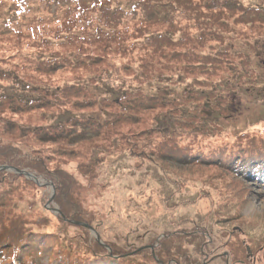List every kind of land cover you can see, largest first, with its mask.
<instances>
[{
    "label": "rangeland",
    "instance_id": "374dc122",
    "mask_svg": "<svg viewBox=\"0 0 264 264\" xmlns=\"http://www.w3.org/2000/svg\"><path fill=\"white\" fill-rule=\"evenodd\" d=\"M15 2L22 4L0 0V17L18 23L0 32V44L15 52L0 60V143L17 149L13 156L22 154L19 149H43L52 156L42 173L39 167L24 169L46 185L16 176L22 173H11L13 168L0 173V199L8 204L2 210L22 217L27 232L21 236L32 239L24 256L36 257L28 249L46 241L60 245L46 252L47 264L69 255L77 264H115L102 259L114 254L107 242L112 240L138 247L126 253L124 264H136L138 250L146 248L152 264H178L156 249L178 234L173 230L204 226L210 241L239 228L264 235V170L259 181L250 167L224 165L227 156L264 140V0H25L19 16ZM198 4L206 5L200 10ZM164 13L173 27L156 17ZM121 24L130 26L125 36ZM136 26L140 30L133 32ZM100 28L109 38H95ZM183 39L189 45L202 42L207 53L217 50L204 56L206 72L183 73L187 86L166 77V60L158 61L157 71L149 67L158 55L155 48L176 42L186 50ZM77 123L79 130L70 134ZM85 126H101L105 140L115 134V144L102 149L96 139L71 141ZM40 128L45 129L36 132ZM144 129L153 132L145 136L147 154L136 145ZM52 130L62 136L40 140ZM131 130L134 136L127 134ZM71 147L75 154L89 148L87 161L96 166L90 179L101 190L88 187L83 196L100 225L96 231L64 221L55 186L45 177L54 166L74 167L85 159L63 162ZM3 221L16 232L12 221Z\"/></svg>",
    "mask_w": 264,
    "mask_h": 264
},
{
    "label": "trees",
    "instance_id": "16d2710c",
    "mask_svg": "<svg viewBox=\"0 0 264 264\" xmlns=\"http://www.w3.org/2000/svg\"><path fill=\"white\" fill-rule=\"evenodd\" d=\"M21 2L22 4H19L18 2L14 3V6L17 5V7L15 6L14 8L15 14L17 16L21 15V12L23 11V9H25V4H23L25 0H21ZM94 5L103 6L105 4H94ZM204 5L206 4H202V5L198 4V8L201 10V7ZM11 7L12 6H10V8ZM238 9L243 10L242 7H238ZM202 10H204V7L202 8ZM166 15H167L166 13H164L163 15L156 14V17L161 16L163 19H166L164 24L167 23L169 27H173L175 24L172 23V21H170V19ZM4 20H5L4 18L0 17V32L7 30V29H13L15 28L16 25H18V23H15L17 20H14L13 23L9 21H4ZM209 21H211V23L213 22L211 18H208L206 22H209ZM121 25L123 27L121 35L125 36L130 30V26L126 24H121ZM138 30H140V26H136L133 32L138 31ZM99 37L109 38V34L106 32V30H104L103 28H100L99 31L95 32V38H99ZM183 40L187 41V45L185 46L187 48L186 50L182 48L180 49L179 47H177L178 43L176 42L172 44V48H168L164 50L155 48L156 49L155 52L158 53V55L157 56L154 55V62H152V65L151 66L149 65V67H151L152 70L157 71V69H159L158 66L160 64V63L158 64V61H162L164 59L166 60V63L164 62L165 72L167 73L166 77L169 79L175 78L178 82L177 83L178 85L182 83H186V86H187L188 78L182 77L183 73L188 74L189 72L191 74L193 70H199V71L206 72L205 67L207 66V64L204 62L205 61L204 56H214L217 50L216 51L214 50L213 53H209V52L207 53V52H204L205 48L201 46L202 42L197 41L195 44H193V40H191L192 45H189L188 44L189 39H183ZM188 46L191 47L190 50L188 49ZM13 53L15 52L10 51L7 53V46L5 44H0V55H1L0 60H6L10 54H11L10 56L13 57L14 55ZM159 74L160 73H157V75ZM176 76L180 79H178ZM187 95H189V93H187ZM35 108L37 109L36 106ZM78 125L79 123H77L75 127H72L71 130H69V133L72 134V132L74 133L77 130H79L77 128ZM9 126L11 128H14L16 125L11 123ZM49 127L56 128L54 124L50 125ZM18 128L20 131L25 130L23 127H18ZM43 129L45 128L37 129L36 132H39L40 130H43ZM74 129H76V131H72ZM144 131L145 133L139 136L141 139V142L136 141L139 143V144L136 143V145L138 146V148H140L147 154L148 152H150L149 150L150 147L148 148L146 145L147 142H144L145 136H149L150 133L152 134L153 132L152 130H148V129H144ZM128 133H131V136H134L136 132L134 130H131L127 132V134ZM73 135L75 136L71 140L73 142H76L81 139L99 140L97 144H99V147H101L102 149H108V147L110 148L113 144H115L114 143L115 134H109L106 140L102 139L104 135H103L101 126L98 128H94V130L90 128L89 126H85V128H83L79 134H73ZM40 136H41L40 140H42L43 142H55L62 136V132L57 131V130H52L49 132L47 131V133L40 135ZM255 144H252L253 146H251V148H248L246 151H245V148L242 147L240 151L241 153L239 152V154L234 157L227 156L228 158L226 159L227 161L224 162V165H226V167H228L229 169H235L233 165L239 166L241 167V169L242 167H246V166L250 167L251 169L250 172L253 173V175H256L259 180L262 179L263 177L262 170H264V155H263L264 154V140L261 139L259 144L258 143H255ZM131 145H134V144H131ZM257 145L261 147H258ZM113 147L116 148L117 146H113ZM16 150L17 149L8 151L6 145L3 142L0 143V166L9 165L19 170H23L25 168H29V170L30 169L34 170V167H39L41 169V171H39L40 173H42V170H45L46 167H49L46 162L52 156L48 155L47 151L43 149H39V150L19 149L22 151V154L18 156H13ZM236 151L232 152L231 154H234ZM90 152H91L90 149L87 148L86 151L77 150V153L75 154V152H73L72 147L66 148L65 155L69 153L72 155H68L70 157L66 155V158L63 157L65 155H62L61 159L64 160L63 162L77 161L76 157H79L82 155L85 156V159L83 160L84 162L77 161V164L74 167L70 166L69 164L62 165L61 163V166L52 167V172H49L45 177L49 178L55 186L54 199L56 200L57 204L60 206L59 210H61L62 216L66 219L64 221L75 225V227L79 226L87 231L90 228L96 231V229H98V227L100 226V225L98 226V221H96L97 217H94L95 215L93 214L90 215V212L87 210L85 201L83 199V196L85 198H87L88 196L85 192V189H87L88 187L90 190L92 189H95L96 191L101 190V186L98 183V181L94 184L92 180L90 179V177L96 176V166L90 165L91 161L89 160L87 161V158L90 155ZM98 155H105V153L100 151ZM143 156H145V153L143 154ZM42 157H44V161L42 160ZM231 163L233 164L230 165ZM4 170L5 169H0V173L4 174L7 171V170L6 171ZM13 172L14 171H11V173ZM16 176L23 178L21 177L23 176V174L16 175ZM5 207H8V204L6 203V198L1 197L0 199V264H13V262L18 263V261L23 262V263L25 262V264H47L45 263L46 262L45 260L46 252L49 251L51 248H53L54 251L55 250L58 251L60 245L55 246V245H51L50 243L46 241H43L39 243L40 247L35 246L36 249L34 248L28 249L29 252L37 254L36 257L33 256L32 259H28L27 258L28 256H24V254H25V249L27 247L29 248L30 245L32 244V241H31L32 239L31 240L26 239L23 236H21L22 234L21 232H27L26 230L27 227H25L26 223L24 224L25 221L23 220L22 217H19L16 215L15 217L14 216L12 217L10 211L8 210L9 208L3 211L2 209ZM4 219H8L12 221L13 223L12 227L17 228L16 232H12L9 228H5V225H4L5 222L3 221ZM80 223H86L87 226L81 225ZM8 230L9 232L6 235V233L4 232H7ZM88 233L89 235L91 234L90 232ZM167 240L169 241L168 243L166 241L161 242L162 244H160L159 247L156 248L158 250V253L169 257L170 254L175 255L176 254L175 252L182 251L181 241H172V239L170 238H168ZM95 242H97V240ZM107 242H109L108 244L112 246L114 254L109 255L108 257H104L102 259L109 263L114 262L115 264H124L125 260L130 258L128 257L129 254H126V253L130 252L133 248L134 249L138 248V247L126 248L124 247V245H121L118 242L116 243L112 240L107 241ZM132 243L136 246V243L134 242ZM185 246L187 248V252L189 253L188 255L194 256L195 247L196 248L198 247L200 249L201 245L199 244L198 246H195V244L189 242L187 245L185 244ZM98 247L102 250L106 248L105 246H102L101 244H99ZM138 251L139 252L137 254H142L141 255L142 259H141V256L139 258H136L135 259L136 264H152L153 263L152 261L153 255H151V250L149 248L142 249V250L139 249ZM61 258H64V259H61ZM61 258L54 259L55 261H51L49 264H69V263L77 264L76 257L70 258V255H69L67 257L63 256ZM146 260H148L147 263L145 262Z\"/></svg>",
    "mask_w": 264,
    "mask_h": 264
},
{
    "label": "flooded vegetation",
    "instance_id": "af4514ba",
    "mask_svg": "<svg viewBox=\"0 0 264 264\" xmlns=\"http://www.w3.org/2000/svg\"><path fill=\"white\" fill-rule=\"evenodd\" d=\"M207 229L204 226H186L179 231L173 230L178 234L169 238L172 241H181L182 251H179V255H172L171 262L184 264V260H187V264H264V235L250 236L247 230L239 228L217 233L216 239L212 238L210 241V232ZM189 242L195 246L201 245L200 249L197 247L198 250L195 247L194 256H189L187 250L184 251L185 244ZM164 257L168 259V256Z\"/></svg>",
    "mask_w": 264,
    "mask_h": 264
},
{
    "label": "bare ground",
    "instance_id": "6f19581e",
    "mask_svg": "<svg viewBox=\"0 0 264 264\" xmlns=\"http://www.w3.org/2000/svg\"><path fill=\"white\" fill-rule=\"evenodd\" d=\"M28 177H30L32 180H34V181H40L41 183H45V181L44 180H41V178L40 177H38V176H36L35 174H33V173H31V176L30 175H28Z\"/></svg>",
    "mask_w": 264,
    "mask_h": 264
},
{
    "label": "water",
    "instance_id": "95a60500",
    "mask_svg": "<svg viewBox=\"0 0 264 264\" xmlns=\"http://www.w3.org/2000/svg\"><path fill=\"white\" fill-rule=\"evenodd\" d=\"M20 172H22L23 174H25V175H30L31 176V172H27V171H25V170H23V171H20ZM37 183L38 184H46V183H41L40 181H37ZM50 185H52V183H50ZM53 186V185H52ZM52 201V198L49 200V202H51ZM59 210V209H58Z\"/></svg>",
    "mask_w": 264,
    "mask_h": 264
}]
</instances>
